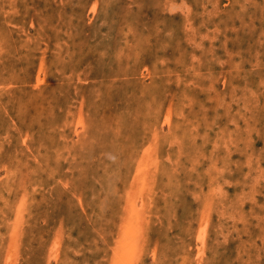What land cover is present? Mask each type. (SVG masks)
<instances>
[{
    "label": "rangeland",
    "instance_id": "374dc122",
    "mask_svg": "<svg viewBox=\"0 0 264 264\" xmlns=\"http://www.w3.org/2000/svg\"><path fill=\"white\" fill-rule=\"evenodd\" d=\"M48 263L264 264V0H0V264Z\"/></svg>",
    "mask_w": 264,
    "mask_h": 264
},
{
    "label": "bare ground",
    "instance_id": "6f19581e",
    "mask_svg": "<svg viewBox=\"0 0 264 264\" xmlns=\"http://www.w3.org/2000/svg\"><path fill=\"white\" fill-rule=\"evenodd\" d=\"M96 1V0H95ZM94 8V7H93ZM203 10V9H202ZM94 11V10H93ZM14 26V25H13ZM184 33V32H183ZM187 38V37H186ZM2 46V45H1ZM2 48H3V46H2ZM1 48V49H2ZM180 51V50H179ZM229 57V56H228ZM221 61V60H220ZM41 62V61H40ZM165 62V61H164ZM260 62V61H259ZM42 63V62H41ZM39 72V71H38ZM260 73V72H259ZM29 75H30V73H29ZM259 75V74H258ZM40 76V75H39ZM46 80V79H45ZM38 82V81H37ZM40 82V81H39ZM177 82V81H176ZM39 84V83H38ZM36 86V85H35ZM36 87H38V85L36 86ZM62 96V95H61ZM237 98V97H236ZM46 111V110H45ZM171 112V111H170ZM179 112V111H178ZM169 114V113H168ZM178 116V115H177ZM168 117H170V116H168ZM233 118V117H232ZM170 120V119H169ZM168 120V121H169ZM168 121H166V122H168ZM163 125V124H162ZM219 126V125H218ZM227 128V127H226ZM231 130V129H230ZM218 132V131H217ZM228 132V131H227ZM154 134V133H153ZM164 135V134H163ZM233 139V138H232ZM23 140V139H22ZM62 140V139H61ZM178 148V147H177ZM229 149V148H228ZM222 156V155H221ZM43 157V156H42ZM45 159V158H44ZM34 160V159H33ZM61 160V159H60ZM165 160V159H164ZM36 161V160H35ZM63 161V160H62ZM221 161V160H220ZM38 162V161H37ZM39 163V162H38ZM234 165V164H233ZM160 166V165H159ZM32 173V172H31ZM220 173V172H219ZM11 175V174H10ZM33 179V178H32ZM105 182V181H104ZM150 183V182H149ZM21 184V183H20ZM42 184V183H41ZM211 185V184H210ZM49 186V185H48ZM47 190V189H46ZM136 192V191H135ZM28 195V194H27ZM142 197V196H141ZM41 198V197H40ZM58 199V198H57ZM32 200V199H31ZM34 200V199H33ZM206 202V201H205ZM206 204V203H205ZM134 205V204H133ZM16 207V206H15ZM148 210V209H147ZM225 210V209H224ZM47 211V210H46ZM140 212V211H139ZM130 213V212H129ZM138 213V212H137ZM45 214V213H44ZM140 214V213H139ZM40 216V215H39ZM41 217V216H40ZM124 217V216H123ZM142 217V216H141ZM156 218V217H155ZM51 219V218H50ZM120 223V222H119ZM126 224V223H125ZM130 226V225H129ZM128 226V227H129ZM126 228V227H125ZM54 230V229H53ZM36 232H37V230H36ZM55 232V231H54ZM133 232H135L134 230H133ZM131 233V232H130ZM134 234V233H133ZM201 234V233H200ZM3 236V235H2ZM133 236V235H132ZM131 236V237H132ZM199 236V235H198ZM202 236V235H201ZM134 237V236H133ZM132 237V238H133ZM61 238V237H60ZM130 238V237H129ZM137 238V237H136ZM121 239V238H120ZM126 239V238H125ZM123 241V240H122ZM126 242V241H125ZM17 243H18V241H17ZM129 245H130V243H129ZM52 248V247H51ZM134 248V247H133ZM54 250V249H53ZM55 251V250H54ZM112 251V250H111ZM140 251V250H139ZM131 252V251H130ZM128 254V253H127ZM130 254V253H129ZM118 255V254H117ZM125 255V254H124ZM119 256V255H118ZM129 256V255H128ZM131 256V255H130ZM10 257V256H9ZM120 257V256H119ZM201 257V256H200ZM55 258V257H54ZM138 258V257H137ZM120 259H121V257H120ZM48 260V259H47ZM10 261V260H9ZM136 261H137V259H136ZM11 263V262H10ZM49 264V263H48Z\"/></svg>",
    "mask_w": 264,
    "mask_h": 264
}]
</instances>
